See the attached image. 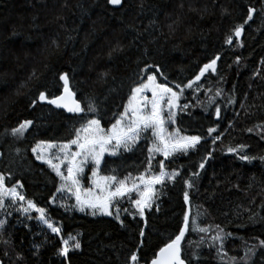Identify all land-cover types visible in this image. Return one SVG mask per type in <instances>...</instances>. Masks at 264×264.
<instances>
[{"label":"trees","instance_id":"16d2710c","mask_svg":"<svg viewBox=\"0 0 264 264\" xmlns=\"http://www.w3.org/2000/svg\"><path fill=\"white\" fill-rule=\"evenodd\" d=\"M250 7L255 9L253 19L244 23ZM237 25H243L241 37L226 44ZM216 55L217 72L206 73L198 88H185L175 124L166 125L169 132L179 129L180 135L200 136L198 151L168 158L150 154L149 134L147 139L142 135L131 151L120 150L103 163L101 174L128 178L129 184L140 183L142 175H159L161 162L165 172L180 173L174 181L165 177L153 186L151 207L143 219L131 202L139 198L136 192L131 199H116L115 212L116 207L121 209L116 220L92 215L88 208L81 212L75 196L58 191V177L36 160L32 148L39 142L73 139L84 113L41 102L40 92L49 98L60 96L59 76L67 73L77 102L81 107L95 103L102 126L108 128L141 78L155 74L161 83L177 89V83L183 86L194 80L199 68ZM148 64L160 66L163 75L154 69L146 74ZM218 89L221 95L216 96ZM217 107L220 119L215 116ZM25 120L32 125L22 137L13 136L11 129ZM209 127L217 131L209 135ZM217 135L220 139L213 144ZM262 136L264 0H124L118 7L107 0H0V175L6 187L19 185L25 200L43 207L61 228L59 238L35 220L0 217L5 221L0 229V264H131L133 252L139 264H151L159 249L178 234L186 213L190 221L182 258L187 264H243L245 249L264 240V163L242 161L227 149L264 156ZM239 145L246 146L242 152ZM202 160L205 168L199 169ZM193 171L199 176H192ZM185 179L194 187L187 188ZM193 222L209 231L193 230ZM217 225L231 233L224 240L226 255L217 251L218 244L209 248ZM71 237L81 248L70 250L66 259L57 250L64 239L71 249L75 243ZM193 251L201 254L198 262L192 259ZM251 264H264V249L257 250Z\"/></svg>","mask_w":264,"mask_h":264},{"label":"snow or ice","instance_id":"6c2138e0","mask_svg":"<svg viewBox=\"0 0 264 264\" xmlns=\"http://www.w3.org/2000/svg\"><path fill=\"white\" fill-rule=\"evenodd\" d=\"M124 0H107V3L112 6H122ZM182 7V5H181ZM254 8H248L247 18L244 23L251 21L253 19ZM232 31L231 35L225 38V43L231 45L233 43V37L237 40L242 35L244 31L243 25H237ZM242 46V45H240ZM220 59L219 55L210 59L209 62L204 63L201 68H199V73L195 75L194 80H189L187 84L183 86L177 83L175 87L179 91H174L172 87L164 83H158L156 75L147 74L148 69H154L156 73H162V69L158 65L148 64L144 69L146 79L141 78L140 83L133 87L131 90V97L127 106L124 108V112L120 114L119 118L115 120V123L111 124L110 128L105 129L101 124V119L98 115V107L95 103L89 102L86 107H81V104L77 102L73 97L75 93L69 88V76L67 73H63L59 76V79L63 81V95L56 96L55 98H49L44 92L39 93V100L41 102H47L50 105H55L56 108L66 109L69 113H84L81 117V124L79 128L74 129V138L69 140L59 146L58 154L54 157L46 158L44 153L54 147L52 144H45L44 142H39L35 147L32 148V152L36 155L38 160L48 164L56 175L64 182L61 185L62 190L68 187L70 191L74 190L76 204L78 210L83 212L86 208L91 209V214L96 215L99 213L104 216H112L113 213L110 211L112 207H115L114 201L117 198H123L129 196L133 192H136L139 198L132 199V203L138 210V214L141 219L144 218L145 209L151 207V196L153 193V186L156 184H162L167 177L168 180L174 181L177 176L180 175L177 171H172L171 174L165 172L163 162L160 163V173L159 175H152L148 178L145 176L138 177L140 183L132 181L131 184L128 183V178L123 180L118 179L115 174L112 175H101L100 167L104 156L107 153L110 156H115L120 150L131 151L137 142L141 139L142 135L147 139L149 134L152 138V147L148 149L149 153H161L165 158H168L173 153H178L181 155H188L191 151H198L197 145L201 143V137L198 135H180L179 129L169 132L166 127L167 124H175L177 112L175 109L179 108L180 105L178 101L183 94L185 88H192L194 85L198 88V81L205 76L206 73L211 71L215 74L217 72V61ZM237 63H239V58H237ZM105 75V73H101ZM167 79V77H165ZM222 90L216 91V96L221 95ZM146 93H151L149 98ZM233 101L230 99L229 103ZM209 103H215L214 98H209ZM35 101L33 102V106ZM187 108V105H183ZM165 108L167 109V114L165 115ZM220 108H215V116L220 119ZM89 113H94L97 115L89 116ZM31 120H25L20 123L18 127L11 129V134L13 136H23V134L32 125ZM260 127V126H257ZM208 134L211 135L217 131L216 127H209L207 129ZM249 133L253 131L252 128L247 129ZM264 138V136H262ZM220 137L217 135L212 143L215 144ZM75 146V150H73ZM239 151L242 152L246 147L245 145H239ZM227 151L229 153H237L238 158L242 161L251 163L254 160L259 159L264 163V156H254L247 153L239 154L238 149L234 147H228ZM211 157V153L208 154ZM53 159L58 160L59 163H53ZM151 161H149L150 163ZM91 163V177L93 179V184L96 189L99 190L98 195H93L92 189H88L84 198L81 197V185H80V175L84 173L85 166ZM67 165V175L61 171L62 165ZM199 169L205 168V161L202 160L199 165ZM192 176H199V172L193 171ZM70 182V185H69ZM184 184L187 188H193L194 185L188 179H185ZM140 184H143L141 189ZM10 198L11 204H16L17 201H25V196L17 191V187H6L5 177L0 175V209L6 207V199ZM189 202V193L184 192V203ZM27 206L21 207L24 213H28L29 210H34L38 213L35 217L41 224L45 225L53 234L60 236L61 228L52 222L46 215V210L43 207H38L32 200H27ZM120 208L116 207V215L114 219L120 220L119 212ZM28 219H33L32 216H28ZM250 220L254 221L253 217H249ZM190 217L186 213L183 216V226L178 229V234L175 235L174 239L170 242L165 243L163 247L159 249L156 258L152 259L151 264H187L185 259L182 258V241L185 238V233L189 230ZM123 223V222H121ZM5 225L4 220H0V229H3ZM193 230L199 233H207L208 228L199 227L193 222ZM218 231L212 236V243L209 244V248H214L219 245L217 251L222 255L226 253L222 252L224 247V240L226 236H230L231 233H225L223 228L219 225L216 226ZM140 237L145 236L143 229L140 230ZM75 240V243L69 247V240L64 239L62 241V247H60L57 252L58 255L68 258L70 250H79L81 244L79 240L75 237H71ZM203 242V238L202 241ZM258 249H264V240H259L248 246L245 249V254L243 258V264H251L252 257L257 253ZM7 255V253H5ZM201 254L199 251H193L192 259L194 261H199ZM235 261V257L232 258ZM131 264H139L138 255L133 252L130 255Z\"/></svg>","mask_w":264,"mask_h":264},{"label":"rangeland","instance_id":"374dc122","mask_svg":"<svg viewBox=\"0 0 264 264\" xmlns=\"http://www.w3.org/2000/svg\"><path fill=\"white\" fill-rule=\"evenodd\" d=\"M153 75H155V74H153ZM156 77H157V76H156ZM157 82H158V83H161V82L158 80V78H157ZM166 85H167V84H166ZM168 86H169V85H168ZM169 87H170V86H169ZM172 88H173V87H172ZM173 90H174V91H179V90H177V89H175V88H173ZM146 95H148L149 98L151 97V93H146ZM130 97H131V95H130ZM130 97H129V98H130ZM129 98H128V100L126 101V103H125V105H124V108H125V106H127L128 102H129ZM180 101H181V97H180V100L178 101V104H179V105H180ZM124 108H123L121 114L124 112ZM178 110H179V108L175 109V111L177 112V115H178ZM166 114H167V109L165 108V115H166ZM176 117H177V116H176ZM110 127H111V126H110ZM110 127H108V128H110ZM105 129H107V128H105ZM17 137L19 138V136H17ZM45 144H52V145H54L53 148L48 149V150L44 153V155H45L46 158H51V157H54L56 154H58L59 146L62 145V144H64V143H61V144H58V143H45ZM35 146H36V145H35ZM73 150H75V146H73ZM118 153H119V152H118ZM33 154H34V153H33ZM36 155H37V154H34L35 158H36ZM115 156H116V155H115ZM106 157H114V156H110V155H108L107 153L105 154V156H104V160L102 161V164H101V167H100V170H99V171H100V174H101V168H102V166H103V163H104ZM36 160H37L38 162H40V163L46 165V166H47V167H48V168H49V169H50V170L56 175V173L52 170V168H51L48 164L42 162L41 160H38L37 158H36ZM53 163H59V161L53 159ZM91 170H92V165H91V163H89V164H87V165L85 166V171H84V173H82V174L80 175V177H79V179H80V185H81V197H82V198H84V196L86 195L88 189H92L93 195H98V194H100V193H99V190L95 188V186H94V184H93V182H92L94 178L91 177ZM61 171H62L65 175H67V165H66V164L61 166ZM101 175H103V174H101ZM56 176H57V175H56ZM57 177H58V176H57ZM58 179H59V182H60V184H59V189H60V188H61V185L64 184V182L61 181V179H60L59 177H58ZM69 185H70V182H69ZM16 187H17V191H18L20 194H22V192H21V187H20L19 185L16 186ZM60 192H67V193H70L71 195L75 196V194H74V190L70 191L68 187L63 188L62 190H60ZM26 202H27V200H25V201H23V202L17 201L16 204H11V203H10V198L6 199V207L3 208V209H0V217H1V218H6V217H8V218H12L14 215H17L18 218H19L20 220H22V221L30 222V221H32V220H35V221H37V222L39 223V225H41L43 228H47L45 225L41 224V223L35 218V217L38 216V213L35 212L34 210H29L28 213H24V212H22L21 210H19L21 207H26V206H27V203H26ZM114 204L116 205V201H114ZM110 211H112L113 215H112V216H106V217H113V218H114V216L116 215L115 207H112V208L110 209ZM97 214L100 215L99 213H97ZM29 215L32 216L33 219H28V216H29ZM100 216H104V215H100ZM58 237L61 238V235L58 236Z\"/></svg>","mask_w":264,"mask_h":264},{"label":"water","instance_id":"95a60500","mask_svg":"<svg viewBox=\"0 0 264 264\" xmlns=\"http://www.w3.org/2000/svg\"><path fill=\"white\" fill-rule=\"evenodd\" d=\"M114 7H118V6H114ZM64 94V92L61 94V95H63ZM75 100H76V98H75V96L73 97ZM77 101V100H76ZM59 109H62V110H64V111H66L67 112V110L66 109H63V108H59ZM69 113V112H68Z\"/></svg>","mask_w":264,"mask_h":264}]
</instances>
